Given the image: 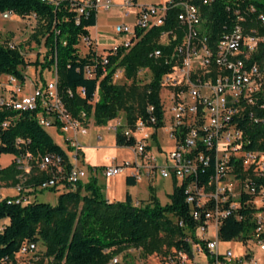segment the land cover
Segmentation results:
<instances>
[{"label": "built area", "instance_id": "built-area-1", "mask_svg": "<svg viewBox=\"0 0 264 264\" xmlns=\"http://www.w3.org/2000/svg\"><path fill=\"white\" fill-rule=\"evenodd\" d=\"M212 2L167 0L161 4L140 5L136 0H123L120 7L123 18L132 17L133 21L121 22L115 27L117 35L127 36L112 48L116 52L120 46L130 48L135 43V29L162 26L169 9L179 10L177 21L184 29L182 41L171 56L172 71L164 75L160 83L161 90H166L167 101L166 107L161 102L163 123L167 115L168 138L173 142V149L164 153L163 162L158 163L148 143L151 134H145L148 129L157 130L147 127L142 120L136 122L134 129L118 121L116 131L122 128L126 137L135 139L133 146L126 147L131 151V160L116 164L113 161L92 171L96 177L100 173L106 179L128 175L135 181L146 179L153 183L159 177L173 180L177 185L185 184V203L195 223L194 230L186 232L183 239L189 249H171L160 255L159 264H264V149H248L251 140L242 127L243 123L264 127V115H256L264 111V15L256 14L252 6L238 8L230 31L218 41L210 42L202 35L200 5L208 6ZM80 3L79 14L88 8L109 10L112 7L109 0H82ZM11 15L7 12L2 17L10 19ZM171 34H162L160 40L164 38L167 42L159 40V43L167 45ZM85 41L87 46L92 44L90 38ZM159 56L160 52L155 51L154 57ZM102 61L108 63L107 54L102 55ZM93 69H87L89 77L93 76ZM1 78L0 110L34 114L43 129L59 132L70 150L72 168L67 171L60 155L33 157L28 154L23 159L15 157L14 161L27 174L35 161L39 171L48 175L49 179L38 190H65L67 184L75 190L78 184L87 182L91 176L82 165L79 139L87 135L88 126L67 111L57 76L46 83H34L28 78L22 82L14 76H8L4 83ZM81 93L85 95L83 89ZM15 120L5 121L2 128L8 129ZM148 121L152 126L156 123L154 117ZM141 133L142 136L136 137ZM258 143L264 144V137ZM16 190L17 204L31 202L32 196L27 195L30 190L22 185ZM248 209L252 224L248 238L232 241L243 244L244 254L238 257L231 249H221L218 232L224 219L234 217L240 221L244 217L240 211ZM177 224L185 228L184 221L179 220ZM36 251L37 245L27 242L20 254ZM120 260V256H116L111 264H119Z\"/></svg>", "mask_w": 264, "mask_h": 264}, {"label": "trees", "instance_id": "trees-1", "mask_svg": "<svg viewBox=\"0 0 264 264\" xmlns=\"http://www.w3.org/2000/svg\"><path fill=\"white\" fill-rule=\"evenodd\" d=\"M194 4L199 2L194 1ZM80 5L79 0H0V14L9 12L21 18L35 17L37 31L32 39L45 47L46 54L43 61L37 59L33 65L41 68V74L46 69H54L60 95L74 119L87 125V121L93 118L96 127H106L122 111H127V126L131 129L138 120L144 121L147 127L161 129L164 123L160 83L164 75L171 73L174 66L171 56L184 35V29L177 21L179 10L169 9L162 26L150 30L135 29V43L130 48L120 46L117 52L109 50L108 63L104 64L93 43L87 46L84 56L79 53L80 42L90 38L89 29L96 26L98 16L95 8L79 14ZM248 6H252L256 14L264 15V0H213L208 6L200 5L202 35L210 42L218 41L235 24V10ZM170 32L169 43L160 44L161 35ZM155 51L160 52L157 58L154 57ZM30 65L19 46L0 44V77L14 76L25 82L26 76L21 68ZM92 68L93 76L89 77L87 69ZM143 69L150 71L151 80L140 94H136L132 86L114 81L118 70L124 72L126 79L133 80ZM135 97L136 115L129 104ZM256 115L263 116L264 111ZM150 117L155 118L153 126L148 121ZM11 119H16L15 123L4 130L2 124ZM242 127L251 140L247 148L264 149V144L258 143L264 137V127L246 123ZM151 138L156 139L155 132ZM116 141L120 147L135 144V139L126 137L122 128L116 131ZM69 151L58 145L48 130L37 123L34 114L0 110V157L4 154L17 159L28 154L33 157L60 155L69 171L72 168ZM48 179L46 173L39 171L35 161L28 174L16 161L0 168V185L6 188L22 185L30 190L27 195L57 191L55 188L38 190ZM135 183L134 178H127L128 186ZM173 185L169 203L165 205L160 204L153 192L147 202H138L137 205L132 203L130 194L125 201L109 202L97 177L78 184L75 190L67 184L55 206L35 201L17 204V196L1 198L0 264H21L18 255L27 242L37 246L41 243L45 251L38 256L51 259L53 264H111L114 257L129 249H140L143 257L165 255L171 249L188 250L183 239L186 232L194 230L195 223L185 203V184L174 182ZM250 211L241 210L244 217L240 221L234 217L222 221L218 232L222 244L248 238L252 229ZM5 220L8 223H4ZM179 220L184 221L185 228L178 226Z\"/></svg>", "mask_w": 264, "mask_h": 264}, {"label": "rangeland", "instance_id": "rangeland-1", "mask_svg": "<svg viewBox=\"0 0 264 264\" xmlns=\"http://www.w3.org/2000/svg\"><path fill=\"white\" fill-rule=\"evenodd\" d=\"M58 1V0H57ZM82 1V0H79ZM104 2L108 0H103ZM112 7L109 10L104 8H99V26L92 30V37L94 41V46L99 55H106L113 46L119 45L126 39L127 36L117 35L115 27L121 22H126L130 24L133 19L132 17L128 19L123 18L121 11V6L123 5V0H109ZM164 0H138V4L151 5V4H161ZM134 11V10H133ZM37 22L34 16L21 18L17 15H11L10 19H4L0 14V44L5 46H19L22 50V53L25 56L26 62L31 64L27 68H21L22 72L28 80L33 81L34 83H46L56 77V72L54 69H46L41 74V68L33 65L37 59L40 61L44 60L46 54L45 47L41 44H37L33 39L32 35L37 31ZM161 42H167L166 39L162 38ZM44 43V40L42 41ZM98 48V49H97ZM87 44L83 39L79 45V53L84 56L87 53ZM119 73V74H118ZM117 76L115 75L114 81L120 85H126L127 87L132 86L136 94L143 92L144 86L150 82L151 73L147 69L140 70L136 77L133 80H128L124 76L122 70H118ZM7 75L2 76L1 81L7 82ZM135 94V95H136ZM137 96V95H136ZM166 90L162 89L160 91V100L164 104L163 107H166L167 101L165 100ZM132 106V112L136 115L137 110V98L135 97L129 103ZM165 124L161 129L157 131L156 142L149 138L148 143L152 149L153 155L156 157L158 163L163 162L164 153H168L173 149V142L168 138L169 133V121L167 119ZM128 112L122 111L119 114V117L111 121L106 127H96L94 119L91 118L87 121V135L80 137L81 145L83 146V158L84 164L83 167L89 172V176L96 177L92 173L93 169L97 167L98 170L104 166H108L111 162L120 163L123 160H131L132 154L130 149L121 148L116 145V123L121 121L122 124H127ZM118 129V128H117ZM49 134L54 138V140L65 150L67 149L64 142V137L61 136L55 129H49ZM152 130H147L145 134H151ZM143 134L136 135L140 137ZM101 137V139H99ZM159 145L160 149L159 150ZM108 158H111L110 163L107 161ZM14 156L9 154H4L0 157V166H9L13 163ZM97 164V166H94ZM99 182L103 188V192L108 199L112 200L110 194L108 193V188L106 185H111L110 180H106L99 173ZM114 186V193L122 194V186L119 184L116 185L112 181ZM3 185H0L2 187ZM174 185L171 180L161 179L157 177L153 183H150L144 179L138 183L137 187L133 190V195L135 199L139 202H147L153 192L160 202L161 205L169 203V195L172 193ZM64 190L58 189L57 191H45L34 195L31 202L35 201L38 203H49L53 206L57 205L58 195H60ZM17 190L12 189L10 193H15ZM231 249L232 253L235 256H242L244 254L243 244L241 241L229 242L221 244V249ZM45 251V247L39 243L37 246V251L34 253H29L27 255H18V260L21 264H53L51 259H42L38 255L41 252ZM121 260L119 264H159L161 257L160 255H152L149 257H143L140 249H129L124 253L119 255ZM262 260V258H261Z\"/></svg>", "mask_w": 264, "mask_h": 264}, {"label": "crops", "instance_id": "crops-1", "mask_svg": "<svg viewBox=\"0 0 264 264\" xmlns=\"http://www.w3.org/2000/svg\"><path fill=\"white\" fill-rule=\"evenodd\" d=\"M54 1H56V0H54ZM137 2H138V0H136ZM167 0H164V2H166ZM98 14H99V10H98ZM99 23H100V21H99V15L97 16V24H96V26L95 27H92V28H90L89 29V31H90V39H91V41H92V43L94 44V41H93V37H92V30L94 29V28H97L98 26H99ZM96 46V45H95ZM97 47V46H96ZM114 47H116V45L115 46H113L112 48H114ZM98 49V48H97ZM26 76V75H25ZM27 78V77H26ZM56 78V77H55ZM148 130H151V129H148ZM159 130V129H158ZM157 130V131H158ZM157 131H155V133H156V135H157ZM57 132V131H56ZM49 133V132H48ZM59 133V132H58ZM154 133V130H152V133H151V135ZM60 134V133H59ZM136 135H138V134H136ZM99 139H101V137L99 138ZM155 142H156V140H154ZM56 142V141H55ZM57 143V142H56ZM81 143V142H80ZM58 144V143H57ZM59 145V144H58ZM116 145H117V141H116ZM118 146V145H117ZM120 147V146H119ZM121 148H126V147H121ZM82 149H83V146H82ZM126 149H128V148H126ZM159 150H161L160 149V145H159ZM151 153H153L152 152V149H151ZM81 154H82V163L84 164V160H83V158H85L84 156V154H83V151H81ZM14 159H15V156H14ZM126 160V159H125ZM14 161V160H13ZM107 161L110 163V161H111V158H108L107 159ZM124 161V160H123ZM121 163V162H120ZM109 165V164H108ZM94 166H97V164H95ZM5 167H7V166H0V168H5ZM105 167V166H104ZM95 168H97V167H95ZM97 178H98V180H100L99 178H101V177H99V175L97 176ZM127 178H128V175H120V176H117V177H114V178H110V179H106L107 181L108 180H110L111 181V185H109V186H107L106 185V188L107 187H109L108 188V193L110 194V196H111V198H114V199H112V200H110V199H108V197L106 196V199L109 201V202H118V201H125V199H126V196H127V194H130V197H131V200H132V203L134 204V205H137L138 204V200L137 199H135V197H134V195H133V190L137 187V185H138V183L139 182H141L142 180H144V179H142V180H140V181H135L136 183H135V185L134 186H128L127 185ZM112 181H114V183H116V185H120V186H122V194H118V192L115 194L114 193V186H113V182ZM172 181V183H174V181L173 180H171ZM99 184H100V182H99ZM150 184V183H149ZM12 189H15L16 190V188H6V187H0V195L2 196V198H6V197H16L17 195H18V193L17 192H15V193H10V191H12ZM34 195H36V194H32V195H30V196H32V199L34 198L33 196ZM58 197H59V195H58ZM4 223H8V221L7 220H5L4 221Z\"/></svg>", "mask_w": 264, "mask_h": 264}]
</instances>
